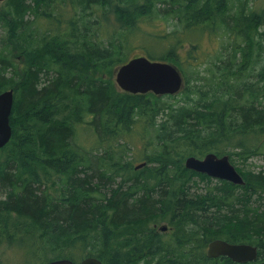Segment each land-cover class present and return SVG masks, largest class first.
I'll return each instance as SVG.
<instances>
[{"label":"trees","instance_id":"trees-1","mask_svg":"<svg viewBox=\"0 0 264 264\" xmlns=\"http://www.w3.org/2000/svg\"><path fill=\"white\" fill-rule=\"evenodd\" d=\"M67 1L81 7L76 17L59 13ZM253 6L1 2L0 93L12 89L14 104L12 137L0 148V186L8 189L0 248L23 249L25 258L32 255L27 264L88 257L102 264H236L206 257L208 243L222 239L256 246L257 260L246 264H264V171L238 168L243 186L219 180L201 194L191 190V177L211 178L184 166L187 157L207 153L231 163L264 155V8ZM106 9L114 16L111 33L103 27ZM192 31L211 41L182 39ZM142 36L158 56L145 55ZM218 38L226 44L216 46ZM134 49L141 53L130 55ZM137 56L181 73L184 63L205 72L182 73L183 103L180 94L121 92L112 75Z\"/></svg>","mask_w":264,"mask_h":264},{"label":"water","instance_id":"water-1","mask_svg":"<svg viewBox=\"0 0 264 264\" xmlns=\"http://www.w3.org/2000/svg\"><path fill=\"white\" fill-rule=\"evenodd\" d=\"M5 0H0L3 2ZM116 87L128 94H148L156 96L174 95L184 87V79L180 71L169 63L152 61L145 56H137L115 69ZM14 104V91L5 90L0 93V148L9 143L12 137L10 117ZM139 164L135 169L143 167ZM185 168L208 177L223 180L234 185L243 186L244 179L230 162L227 155L218 157L207 153L202 158L189 156L184 162ZM167 227L160 225L158 230L165 232ZM205 255L210 259L226 257L236 264L254 262L258 257L256 246L244 243H228L222 239H215L208 243ZM42 264H74L70 259H58ZM79 264H102L98 259L88 257Z\"/></svg>","mask_w":264,"mask_h":264},{"label":"rangeland","instance_id":"rangeland-1","mask_svg":"<svg viewBox=\"0 0 264 264\" xmlns=\"http://www.w3.org/2000/svg\"><path fill=\"white\" fill-rule=\"evenodd\" d=\"M249 1L252 5H254L256 7H261L262 9L264 8V0H249ZM69 6H70V4L67 1V5H66L65 9L69 8ZM65 9H62L59 12L60 14H62V16L64 18H66L68 16L67 12H70L71 16L76 17L77 13L81 10V7L77 6V5H72L67 11ZM94 12L96 14L101 13L100 10H95ZM105 12H107L109 17H108V21L104 23L103 27H104V29L108 30V33H111L113 31L111 29L115 27L114 16H113L112 12L109 11V9H106ZM35 25H38V22ZM171 26L172 25L169 22L164 23V28L166 30L170 29ZM179 29H180V25H179ZM260 30H263L262 27ZM207 33H209V31ZM3 37L5 38V31L1 28L0 29V40ZM201 37H202V35H199L198 33L194 32V31L184 32V34L182 35V39H184V40H186V39L200 40ZM146 38L147 37H145V36L141 37V41L148 46L146 48L148 49L149 52H147L145 55H147L149 57L158 56L160 54V51L154 47V44H153L154 41H152L151 39H146ZM210 41L211 40L208 37V35L204 34L202 37L201 43L206 45V44H209ZM219 41H221L222 45L226 44V41H224L222 38H218V39H215V41H214L216 43V46H217V43ZM207 51H209V50H207ZM139 53H141L140 50L134 49L133 51H131L130 55L139 54ZM198 63H200V62H198ZM198 63H196V64H198ZM182 69H183L182 73H184L185 76H188V77L191 76V74H193L192 72H195V70L200 71L201 74H204V72H205V68L203 66H200V65L192 66V65H188L187 63L183 64ZM113 75H112V77H113V81H114L115 74L113 73ZM178 94H180V96H178L177 99L181 103L182 97H183L182 92H180ZM193 96L194 95H192V97ZM182 103H183V101H182ZM146 139H147V136L144 137V139H143L144 142L146 141ZM253 141H255V140L252 139L251 142H253ZM138 145H140L139 142H138ZM253 148H255V147H253ZM226 150H228V149H226ZM238 152L239 151H237L236 153H238ZM258 153L256 155L252 156L251 158H249L246 161V163H242L241 159H234V162L232 164L236 167V169L240 168L242 171H252V172L264 171V155H263V153H259V154ZM223 154H227V153H223ZM131 155L132 154L127 155L126 158H124V160H129ZM191 178L193 179L192 181H190V184L192 187L191 190L193 192H198L201 194H203L205 191L212 190L215 185L219 184V180L214 179V178H211L208 180L206 178H202L201 176H195V174ZM193 181H195V183H193ZM7 192H8L7 188L0 186V203L2 202V200L5 199ZM263 201L264 200H260V202H262L261 205L264 204ZM31 256H29L28 258H25L23 249L18 248V247H2V248H0L1 264H27L28 262H33ZM79 259L80 258H78V261L80 262L81 259L80 260ZM34 264H36V263H34Z\"/></svg>","mask_w":264,"mask_h":264}]
</instances>
